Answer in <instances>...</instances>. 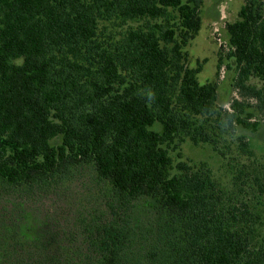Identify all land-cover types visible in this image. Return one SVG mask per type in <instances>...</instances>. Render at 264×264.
Listing matches in <instances>:
<instances>
[{
  "label": "trees",
  "instance_id": "obj_1",
  "mask_svg": "<svg viewBox=\"0 0 264 264\" xmlns=\"http://www.w3.org/2000/svg\"><path fill=\"white\" fill-rule=\"evenodd\" d=\"M202 2L0 0V186H56L90 163L122 203H154L140 224L112 206L85 217L87 254L44 252L30 237L26 254L1 247L2 264H264L262 216L237 186L246 165L228 188L170 156L186 140L217 151L214 127L264 124V0H244L226 25L239 95L229 109L215 83L198 82L201 65L187 66Z\"/></svg>",
  "mask_w": 264,
  "mask_h": 264
},
{
  "label": "rangeland",
  "instance_id": "obj_2",
  "mask_svg": "<svg viewBox=\"0 0 264 264\" xmlns=\"http://www.w3.org/2000/svg\"><path fill=\"white\" fill-rule=\"evenodd\" d=\"M243 2L203 0L200 7V29L185 47L187 66L196 68L201 65L198 82L217 85L216 104L220 109H229L232 101L239 97L234 87L235 66L228 56L230 48L226 25L238 20ZM138 25L128 23L131 27ZM249 105H253V101H249ZM255 119L258 121L260 118L257 115ZM213 130L217 135L214 137L217 140V151L211 144L194 145L186 140L176 151H170L173 164L180 161L190 165L204 164L228 188L235 182L234 177L238 176L237 171L241 165H246V176L237 183V186L243 183L244 190L240 198L249 201L256 212L261 214L264 230V124L260 122L254 133L241 128L234 131L214 127ZM238 137L246 138L255 154V160L239 154ZM221 153H226L225 158ZM253 177L259 183L263 181L260 190L253 183ZM249 185L252 187L249 188ZM153 205V202L145 200L122 203L111 193L108 184L98 179L90 163L76 166L56 186H35L27 190L0 186V248L7 244L10 254H26L28 250L34 249L32 244L28 245L31 237L39 240L45 248L44 252L72 250L87 254L88 246L82 233H85L82 226L85 217L104 214L111 217V210L107 207L112 206L115 213L112 216L118 220H128L132 225L140 224L151 218Z\"/></svg>",
  "mask_w": 264,
  "mask_h": 264
}]
</instances>
